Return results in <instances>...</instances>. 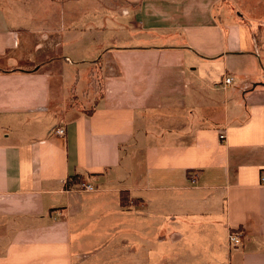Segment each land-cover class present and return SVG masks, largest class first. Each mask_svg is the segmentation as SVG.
I'll return each instance as SVG.
<instances>
[{
  "label": "crops",
  "instance_id": "crops-1",
  "mask_svg": "<svg viewBox=\"0 0 264 264\" xmlns=\"http://www.w3.org/2000/svg\"><path fill=\"white\" fill-rule=\"evenodd\" d=\"M263 175L264 0H0V264H264Z\"/></svg>",
  "mask_w": 264,
  "mask_h": 264
},
{
  "label": "built area",
  "instance_id": "built-area-1",
  "mask_svg": "<svg viewBox=\"0 0 264 264\" xmlns=\"http://www.w3.org/2000/svg\"><path fill=\"white\" fill-rule=\"evenodd\" d=\"M232 83V79L230 77H225L224 78V85L228 86ZM65 133V130L63 128H58L55 131V134L58 136H63ZM219 139L220 141H223L225 139V136L223 133H221L219 135ZM192 183H195L194 181ZM260 185L264 186V175L261 177L260 179ZM79 189H84L86 191H93V188L90 186H79ZM240 235L239 233H234V232H230L228 235V243H229V247L230 248H236L241 244V240H240Z\"/></svg>",
  "mask_w": 264,
  "mask_h": 264
},
{
  "label": "trees",
  "instance_id": "trees-1",
  "mask_svg": "<svg viewBox=\"0 0 264 264\" xmlns=\"http://www.w3.org/2000/svg\"><path fill=\"white\" fill-rule=\"evenodd\" d=\"M79 176H74L72 178H70L69 180H67L66 184H65V188H69L70 186H72V184L74 183H78L79 182ZM120 203H121V206L125 207L129 204V200L128 198L124 197L123 195L121 196V199H120ZM137 201H133L132 204H136Z\"/></svg>",
  "mask_w": 264,
  "mask_h": 264
}]
</instances>
